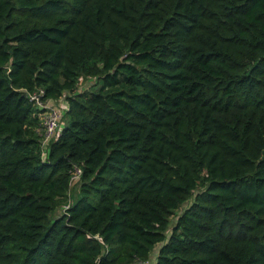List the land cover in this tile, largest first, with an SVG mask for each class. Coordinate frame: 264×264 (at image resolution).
I'll return each instance as SVG.
<instances>
[{
  "label": "trees",
  "instance_id": "obj_1",
  "mask_svg": "<svg viewBox=\"0 0 264 264\" xmlns=\"http://www.w3.org/2000/svg\"><path fill=\"white\" fill-rule=\"evenodd\" d=\"M154 250L264 264V0H0V264Z\"/></svg>",
  "mask_w": 264,
  "mask_h": 264
},
{
  "label": "built area",
  "instance_id": "obj_2",
  "mask_svg": "<svg viewBox=\"0 0 264 264\" xmlns=\"http://www.w3.org/2000/svg\"><path fill=\"white\" fill-rule=\"evenodd\" d=\"M30 100L35 101L37 105L45 108L47 111L43 113V128H44V144L50 139L56 138L60 130V114L61 108L64 106L63 102H47L46 104H41L39 101V96L32 95ZM133 264H148L146 261H139Z\"/></svg>",
  "mask_w": 264,
  "mask_h": 264
},
{
  "label": "rangeland",
  "instance_id": "obj_3",
  "mask_svg": "<svg viewBox=\"0 0 264 264\" xmlns=\"http://www.w3.org/2000/svg\"><path fill=\"white\" fill-rule=\"evenodd\" d=\"M88 83H92V81H88V80H85V81H81V83L78 85V90H81L83 87L85 88L87 85H88ZM62 109V108H61ZM76 187V186H75ZM75 187H73L72 189H71V191H70V198L71 199H75V194H76V192H77V190L75 189ZM154 260H155V250L152 252V254H151V264H153L154 263Z\"/></svg>",
  "mask_w": 264,
  "mask_h": 264
},
{
  "label": "crops",
  "instance_id": "obj_4",
  "mask_svg": "<svg viewBox=\"0 0 264 264\" xmlns=\"http://www.w3.org/2000/svg\"><path fill=\"white\" fill-rule=\"evenodd\" d=\"M62 104V103H61Z\"/></svg>",
  "mask_w": 264,
  "mask_h": 264
}]
</instances>
